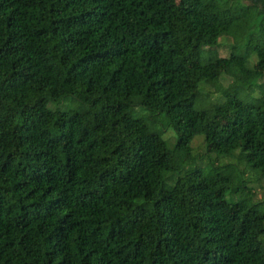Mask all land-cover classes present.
I'll use <instances>...</instances> for the list:
<instances>
[{"label": "trees", "instance_id": "obj_1", "mask_svg": "<svg viewBox=\"0 0 264 264\" xmlns=\"http://www.w3.org/2000/svg\"><path fill=\"white\" fill-rule=\"evenodd\" d=\"M221 37L231 81L212 101L218 78L199 75ZM251 55L264 0H0V264H264ZM196 136L205 168L180 163Z\"/></svg>", "mask_w": 264, "mask_h": 264}, {"label": "rangeland", "instance_id": "obj_2", "mask_svg": "<svg viewBox=\"0 0 264 264\" xmlns=\"http://www.w3.org/2000/svg\"><path fill=\"white\" fill-rule=\"evenodd\" d=\"M252 0H242V2L244 4H249L251 3ZM216 8H223V7H219L216 6ZM225 38L221 37L219 38V41L222 42L220 46H218L216 48V52H217V56H218V60L211 63L208 66H205L202 70H201V74L199 75V79H205V78H210V79H216L218 78V80H216V87L217 88H211L210 85H205V88L207 90H210L211 94H210V99L213 101L216 97H218L219 94V90L221 88L226 87L229 83H230V79L225 76L224 72H225V60L227 58V56L229 55V48H228V44L230 42L229 38H227L226 40H223ZM239 51V50H238ZM263 55V54H262ZM262 55H251L249 58L250 64L252 66H254L255 68H257L260 71H264V57ZM257 94V89L255 88V85H251L249 88L247 89H242L240 91H238L236 93V95L238 96L239 99L244 100V101H249L251 98L256 97ZM208 96L206 95H198L197 99H196V108H201L204 105H206V103H208ZM217 99V98H216ZM56 105H51V108H54ZM58 107H68L71 109H79V107L74 104V103H70V102H60L58 105ZM133 115H136L138 118L142 119V121L144 122V124L148 127V129L154 133H156L162 141H164L166 147L168 149H171L174 146L175 143V139H176V135L173 132V130L169 127H166L164 122L160 119V118H155L154 121H150V119L147 118V113L145 111H138V110H134L132 112ZM201 140H202V136H196L191 140L190 146L192 148V152H193V156H194V160L193 157L190 155H186L184 156L181 160L180 163L183 165H192V164H197L201 167H206L205 162L209 157L213 156L212 155V150H213V144H211V146H209L207 152H205L204 155H201L200 158L201 160L199 162H196L195 159L198 160V155L202 154V148H201ZM224 162H231V160L229 159H225L222 160L221 163ZM243 175L246 177L247 176V172L245 169ZM233 176V180L236 179L238 177V171L235 170L234 173L232 174ZM264 182H261L260 184H256V183H252L249 184L253 189V195L254 198L260 199L262 197V191H263V187H264ZM263 262H264V255H263Z\"/></svg>", "mask_w": 264, "mask_h": 264}]
</instances>
